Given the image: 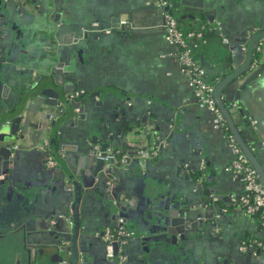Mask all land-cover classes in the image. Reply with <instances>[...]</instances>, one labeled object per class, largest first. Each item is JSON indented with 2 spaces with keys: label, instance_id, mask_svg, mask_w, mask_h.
<instances>
[{
  "label": "crops",
  "instance_id": "crops-1",
  "mask_svg": "<svg viewBox=\"0 0 264 264\" xmlns=\"http://www.w3.org/2000/svg\"><path fill=\"white\" fill-rule=\"evenodd\" d=\"M21 1L8 0L7 7L1 5L0 13H6V8L9 11L20 9L19 14L23 16H36L44 0H27L32 4L24 10L19 4ZM151 1L58 0L52 15L55 22L49 21L56 28L57 36L51 38L55 43L52 46L55 47L68 45L74 38L82 39V33L95 23L111 30L109 33L103 32L98 38L93 31H88L81 41L82 61L76 59V71L69 73L68 77L58 74L59 83L54 84V89L63 92L66 84V89L72 90V83L65 82L74 79L77 90L85 91L79 100L88 96L93 102L102 103V109L97 110V120H101V116L118 102L140 109L141 112L146 109L153 111L161 120L173 117L174 123L169 125V129L166 128V137L162 139L163 146L158 155L143 156L136 163L135 156L130 157L127 153L129 149L122 151V154L130 157L134 166L131 172L127 170L120 173L118 183H114L117 176H112L110 183L113 197L129 193L143 209L142 198L153 193V188L162 192L167 189L163 188L164 183L169 186L182 183L187 187L191 184L190 193L197 194L198 187L195 184L202 181L201 188L203 185L211 187L218 206L224 210L222 216L217 215L213 219L204 216L197 230L190 229L185 234V240H180V234H177L175 240L178 245L173 244L171 234L155 222L139 226L132 220L127 221L126 226L138 233L124 248L129 264H264V227L256 218L245 214L239 202L243 186L238 178L226 170L232 152L225 133L213 126L214 114L197 104L193 89L179 69L176 59L179 47L169 44L164 38L162 15L157 14V11L135 14L134 34L111 29L115 18L125 20L127 12L148 6ZM170 1L174 3L177 0ZM189 1L196 7H183L182 14L195 11L198 20L194 22L186 18L178 21V25L184 32L205 28L206 41L199 44L194 57L205 67L207 79L215 88L223 77L245 64L246 45L242 49L241 44L250 38V32L264 28V0ZM211 10H216L215 15L210 13V17H207L204 12ZM212 16L214 19H211ZM217 22L220 29H217ZM0 24L1 42V29L6 22ZM68 60L65 58L62 64ZM258 60L264 63V43L259 52L253 49L254 67L260 64ZM10 78L16 84H12L8 92L22 80L17 79L16 75ZM242 81L240 78L232 79L227 87L221 89L220 96L226 106L231 104L228 106L230 117L244 143L258 160V156L262 158L261 152H264V65L234 99ZM27 99L23 110L26 116L24 137L21 139L23 153L16 166L15 180L19 178L18 184L22 183L25 189L41 188L40 200L43 202L50 198L61 200L64 194L58 185L59 180L55 178L56 169L45 167L44 153L39 149L49 141L50 149L47 152L58 162L59 168L69 171L77 167L87 142L80 135L81 129H76V121L68 117L72 110L51 125L46 123L41 106L44 100L52 98L44 95L40 100ZM251 120H256V127L251 124ZM244 122L248 123L251 135L247 134ZM227 127L231 132L228 124ZM259 145L261 148H258ZM155 150H158L157 146ZM128 165L123 164L125 167ZM199 166L204 168L201 175L196 174ZM100 191L104 192L105 187H101ZM8 197L12 198L11 195ZM101 201L99 195L92 193L90 199L82 198L78 207L79 222L84 233L82 260L90 264H119L117 259L106 258L102 241L94 236L97 230L105 226L114 227L119 218L113 219ZM6 204L11 206L8 212L12 215L14 202L8 199ZM63 225L68 227L66 221ZM244 244L249 245L245 251H241L240 246ZM252 245L256 248L250 250ZM180 246L183 247V253ZM184 259L188 261L184 262Z\"/></svg>",
  "mask_w": 264,
  "mask_h": 264
},
{
  "label": "water",
  "instance_id": "water-1",
  "mask_svg": "<svg viewBox=\"0 0 264 264\" xmlns=\"http://www.w3.org/2000/svg\"><path fill=\"white\" fill-rule=\"evenodd\" d=\"M176 3L178 9L196 5H193L189 0H177ZM19 4L23 10L27 7L25 1H21ZM41 8L36 16L25 14L26 16L21 18L29 24L31 22L37 24L34 26L38 31H36L38 36L35 39L40 40L41 47L45 48L46 45H49L51 38L54 37L55 39L57 35L54 24H49V21L55 22L52 15L57 8L56 0H44ZM197 8H202V6ZM35 9H38V7L35 6ZM17 11L20 12V9ZM148 11H157V14L161 15L155 6L150 4L127 12L124 23H121L120 18H115V24L111 25L112 31L134 34L133 30L136 25L133 16ZM215 12L216 10H211L210 12H204V14L210 17L209 14L214 13L215 15ZM0 15L3 16L4 14L0 13ZM9 18L10 16L7 15L6 19ZM185 18L197 19L192 14L180 16L182 20ZM211 19H214V17L212 16ZM162 24L164 25L163 18ZM102 28L103 26L95 27L91 25L89 30L95 31L93 32L95 35H100L97 34V31ZM87 33L86 31L84 35L87 36ZM261 37H264V30L252 34L246 43L244 42L247 54L245 64L233 69L229 75L223 77L216 84L214 97L217 106L225 116L230 131L235 136L264 186V152H261L263 159L258 156V160H260L258 161L257 157L252 154L250 148L244 143L241 134L237 131L236 125L230 117L228 106H231V104L226 106L220 96L223 87H227L232 79L240 78L243 81L236 91L234 99H237L239 90L247 86L260 73L264 63H260L258 60L260 64L254 67L252 60L253 49ZM3 38H6V34L3 35ZM22 38L23 36L19 37L17 35L11 40L8 49L4 45L0 47V64L8 63L0 71V89L4 87L3 84L5 83L2 73L6 67L14 68L16 62L26 65V71L20 73L24 77L31 78L32 73L37 71L35 80L30 86L31 91H36L39 94V98L35 100H40L44 95L52 98L44 100L41 106L46 123L54 125L59 118L72 110L68 117H71L73 122L76 121V129H81L80 135L87 143L84 145L83 153L80 155V160L75 169L65 171L57 168L56 170L57 175H55V178L59 180L58 185H60L64 194L63 198L61 200L50 198L43 202L40 200L41 188L38 186L33 189L19 188V191L15 180L16 166L21 158V153H23L21 139L24 137L23 130L25 131V126L22 114L12 118L8 117L14 112L15 106L21 103V98L28 97V93L21 94L18 90L19 86H16L15 101L12 108L0 107V174L6 173L7 175V183L0 182V264H90L82 260L81 243L84 233L79 222L78 207L82 198L90 199L92 193L100 196L101 204H104L113 219L121 216L125 219V222L132 220L139 226L155 222L156 225L163 226L167 233L171 234L172 243L175 245H178V241L175 240L177 234H180V240H185V234H188L190 229L197 230L199 221L204 216L213 219L217 215L222 216L224 214L223 208L218 206V201L212 195L211 187L203 185V188H201L202 181L195 184L198 187L197 194L190 193L191 184L187 187L182 183H174L171 186L164 183L162 186L167 189L162 192L153 188V193H149L142 198L144 200L143 209L140 208V204L137 203L136 199L130 197L129 193H121L114 198L112 184L110 183L112 176H117L114 183H118L120 173H125L127 170L131 172L134 166L130 159L126 163L129 164L128 167L123 166L118 151L122 152L129 149L130 151L127 150V153L130 157L135 156L136 163L139 158L143 157L142 152H147L150 155L156 146L157 151H160L163 146L162 139L166 137V128L169 129V125L174 123L173 117L161 120L156 117L153 111L146 109L141 112L140 109L118 102L115 107H111L107 114H102L101 120H97L95 118L98 114L97 110L102 109L100 106L102 103L93 102L88 96L84 100H79V97L72 99V91L77 90V82L74 83V79L65 82L72 83V90L66 89V84L63 92L54 89V84L59 83L58 74L68 77L69 73L76 71V59L82 61L83 47L80 45L81 43L78 46L75 44L77 41H74L70 47L55 48L53 46L45 51L41 50V55L38 58L31 52L21 50L25 46L32 49L37 45L35 40L30 41L27 38L26 42L23 43ZM21 54H28L27 61L25 60L26 57L21 56ZM65 58L69 60L63 65L62 62ZM16 78L18 79V76ZM86 100L88 101L86 102ZM44 104L52 106V109ZM77 108H79L78 112L76 111ZM238 111L240 113L239 109ZM250 122L256 127V120ZM244 126L247 134L251 135L247 122H244ZM170 136L168 137L170 138ZM14 145H17V147L14 148ZM150 146V150H147ZM258 148H261V146L259 145ZM110 154L114 155V158L106 161L105 157ZM65 160L69 162L67 158ZM203 169L199 166L196 174L201 175ZM190 182L193 184L192 181ZM101 187H105L104 192L100 191ZM6 188L9 189V192L12 191V198H9V200L12 199L15 205L12 215L8 216L2 214L1 211V202L6 200ZM65 221L68 227H64L63 223ZM255 248L252 245L249 249ZM182 249L183 247L180 251L183 253ZM183 261L188 260L184 259Z\"/></svg>",
  "mask_w": 264,
  "mask_h": 264
},
{
  "label": "built area",
  "instance_id": "built-area-1",
  "mask_svg": "<svg viewBox=\"0 0 264 264\" xmlns=\"http://www.w3.org/2000/svg\"><path fill=\"white\" fill-rule=\"evenodd\" d=\"M151 4L156 6L166 19L165 40L169 44L179 47L176 53L179 69L187 78L189 86L193 89L197 104L214 114L215 122L213 126L223 130L225 133L227 144L232 152V159L226 170L242 182L243 191L240 194L239 202L243 206L245 214L256 218L264 227V186L235 136L229 132L224 115L217 106L214 97V85L208 81L205 67L194 57L195 49L200 43L206 41L205 28L201 27L184 32L179 27L176 19L167 11L170 6L169 0H153ZM124 22V20L121 21V23ZM96 25V23L93 24V26ZM217 29H220L219 22H217ZM103 31L109 32V29H104ZM263 43L264 37H261L257 41L254 51L259 52ZM241 47L245 49V44H241ZM150 154L156 156L158 151L154 149ZM142 155L147 157L149 153L142 152ZM111 158H114V155H107L105 160L108 161ZM119 159L123 164H126L129 157L126 154H120ZM45 163L48 167L55 165V161L51 157H48ZM134 236V230L126 227L124 219L121 217L118 218L114 227L104 228L101 237L104 242L106 258L117 259L119 264H125L124 248ZM248 245L240 246V250L245 251Z\"/></svg>",
  "mask_w": 264,
  "mask_h": 264
},
{
  "label": "flooded vegetation",
  "instance_id": "flooded-vegetation-1",
  "mask_svg": "<svg viewBox=\"0 0 264 264\" xmlns=\"http://www.w3.org/2000/svg\"><path fill=\"white\" fill-rule=\"evenodd\" d=\"M8 0H1V3L2 4H0V6L2 5L4 8L5 7H7V5L6 4H8V2H7ZM23 2H24V0H22ZM170 1V0H169ZM153 2V0L151 1V2H149V4L148 5H150V3H152ZM177 2V1H176ZM176 2H174V3H172V1H170V6H169V8H168V13L171 15V16H173L175 19H176V21H177V23H178V21H181L182 19H180V16L181 15H183V14H188V15H190V14H192V15H195V17L197 18V19H195V20H192V21H197L198 20V15L196 14V12L195 11H190L189 13H183L182 14V11H184L182 8L183 7H181L180 9H178V6L176 5L177 3ZM56 3H58V0H56ZM25 4L26 5H29V4H32V2H29V1H27V0H25ZM153 5V4H152ZM156 7V6H155ZM157 8V7H156ZM158 9V8H157ZM6 13H4V15L3 16H1L0 15V23H2V22H6V24H5V26L3 25V27H2V33H1V35H2V39H3V41H1L0 42V47L2 46V45H4L5 47H6V49H8L9 48V44H10V42H11V40H13L17 35L19 36V37H21V36H23V38H22V42L23 43H25L26 42V39L27 38H29V40L30 41H34L35 40V42H36V44L37 45H35L32 49H30V47H27V46H25V47H23V49H21V50H26V51H28V52H31L33 55H35L36 57H40V55H41V50H43V51H45L46 49H49L50 47L52 48L53 46H52V44H55V43H53L54 41L53 40H50L49 42V45H46L45 46V48L42 46L41 47V41L40 40H36L35 39V37L37 38V36H38V31L35 29V27L34 26H36L37 24L34 22H31L30 24L29 23H27L26 21H24V19L23 18H21L23 15H21V14H19V12L16 10V11H14V10H8L7 8H6ZM159 10V9H158ZM160 11V10H159ZM1 13H3V12H1ZM16 13H18V14H16ZM160 14L162 15V18H163V20H164V30H165V25H166V19H165V17H164V15L162 14V12L160 11ZM7 15H9L10 16V18L7 20L6 18H7ZM186 19V18H185ZM190 19V18H189ZM184 20V19H183ZM125 21V20H124ZM97 25L95 26V27H100L101 25L99 24V23H96ZM1 25V24H0ZM2 26V25H1ZM106 29H108V28H106ZM104 30V27L102 28V29H100V30H98L97 31V34H103V31ZM262 30H264V28L263 29H255L253 32H250L251 34H255L256 32H258V31H262ZM37 31V32H36ZM89 32L91 31L92 32V30H88ZM87 31V32H88ZM102 31V32H101ZM111 30L109 29V32H110ZM90 32V33H91ZM93 32H95V31H93ZM92 32V33H93ZM109 32H105V33H109ZM86 33V31L84 32V33H82V35H83V38L85 37V34ZM4 34H6V38H3V35ZM88 34V33H87ZM57 36V35H56ZM96 36V38H98V37H101V35H95ZM31 38V39H30ZM54 38V37H53ZM83 38L81 39V38H74V40H73V42L72 43H70V44H68V45H61V46H58V47H55V48H59V47H70L71 46V44H73L74 43V41H77L75 44H77L78 46H79V44L82 46V40H83ZM1 39V38H0ZM2 42H4V43H2ZM83 47V46H82ZM83 50V49H82ZM64 51H66V50H64ZM67 53V52H66ZM21 56H23V57H26V61H27V58H28V54L27 55H23V54H21ZM0 57H1V52H0ZM35 57V58H36ZM36 60H38L37 58H36ZM8 63H1L0 64V71H1V69L3 68V66H5V65H7ZM16 68L18 69V70H16ZM24 71H26V65L25 64H23V63H18V62H16L15 64H14V68H10V67H6L5 68V70H4V72L2 73V75H4V79H5V83L3 84V86L4 87H2V89H0V107H3V108H8L9 109V107H11L12 108V106H13V104H14V101H15V89H16V87L14 88V86H13V88H12V91L11 92H8V88H10L11 86H12V84H16V81H14V82H11V81H13L12 80V78H10V77H12L13 75H16V76H18L20 79H22L21 80V82L19 83V84H17L16 86H19V89L18 90H20V92H21V94H23V93H28L27 95H28V97H26V98H24V99H22L21 98V103H19L17 106H15V108H14V112L12 113V115L10 116V117H8V118H12L13 116H16V115H20V114H22L23 115V120L25 121V119H26V116L24 115V113H25V111L23 112V110H24V107H25V105H24V101H26V100H28L27 98H31V101L32 100H34V99H37V98H39V94H38V92H36V91H31L30 90V86L32 85V82H34V80H35V77H36V75H37V71H35V72H33L32 73V77L30 78V77H24V76H22V75H20V73H22V72H24ZM13 73H15V74H13ZM19 73V74H18ZM18 74V75H17ZM1 75V74H0ZM20 75V76H19ZM18 78V79H19ZM1 88V87H0ZM85 91L84 90H76V91H73L72 93V95H71V98L73 99V98H78L80 95H84L85 93H84ZM35 101V100H34ZM76 111H78V109H76ZM23 112V113H22ZM7 120V119H6ZM27 122V121H26ZM48 140V139H47ZM17 147V145H14V148H16ZM47 149H50V143H49V141H46V143H44L43 145H41V147H40V151L42 152V153H44V161H43V164L45 165V167H47V168H49V169H56L57 170V168H59V164H58V162L53 158V156H51V154H49L48 152H47ZM119 152V155L120 154H122V152H120V151H118ZM46 155V156H45ZM127 155V154H126ZM128 156V155H127ZM48 157H51V158H53L54 159V161H55V165L54 166H52V167H48L47 165H46V163H45V161H46V159H48ZM129 157V156H128ZM44 167V168H45ZM2 169H3V167H2ZM6 179H7V175H6V173H3V174H0V182H2V183H7V181H6ZM16 181H17V186H18V190L20 191V189L19 188H21V189H24V187H23V184L22 183H20V184H18L19 182V178H16ZM5 190H7V193H6V200L5 201H2L1 202V204H2V208H1V211H2V214H4L5 216H8L9 215V212L8 211H10V209H11V206H9V204L7 205L6 204V202H7V200L9 199V195H12V191H10L9 192V189H5ZM118 217H121V216H118ZM121 218H123V217H121ZM124 219V218H123ZM126 223H127V221L125 222V219H124V224L126 225ZM106 227V226H105ZM104 227V228H105ZM127 227V226H126ZM103 228V229H104ZM103 229H100V230H97L95 233H94V236L96 237V238H98L99 240H101L102 241V243H103V245H104V242H103V240H102V232H103ZM131 229V228H130ZM134 232H135V236H134V238H136L137 236H138V233L134 230ZM134 238H132L131 240H133ZM130 240V241H131ZM129 241V242H130ZM129 242H128V244H129ZM127 244V245H128ZM126 245V246H127ZM104 252H105V250H104ZM124 254H125V256H126V262H125V264H129V258H128V255L126 254V252H125V250H124Z\"/></svg>",
  "mask_w": 264,
  "mask_h": 264
},
{
  "label": "trees",
  "instance_id": "trees-1",
  "mask_svg": "<svg viewBox=\"0 0 264 264\" xmlns=\"http://www.w3.org/2000/svg\"><path fill=\"white\" fill-rule=\"evenodd\" d=\"M195 50H197V49H195Z\"/></svg>",
  "mask_w": 264,
  "mask_h": 264
}]
</instances>
